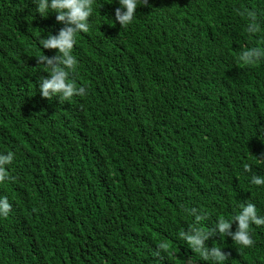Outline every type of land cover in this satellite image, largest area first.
<instances>
[{"label":"trees","instance_id":"trees-1","mask_svg":"<svg viewBox=\"0 0 264 264\" xmlns=\"http://www.w3.org/2000/svg\"><path fill=\"white\" fill-rule=\"evenodd\" d=\"M119 6L94 0L70 74L87 94L62 101L41 97L36 58L56 55L40 40L64 24L35 0H0V154L14 153L0 264H212L181 233L249 201L264 216L251 183L264 178V59H238L264 48V0H148L127 27ZM250 236V248L218 233L204 246L264 264V226Z\"/></svg>","mask_w":264,"mask_h":264},{"label":"clouds","instance_id":"clouds-1","mask_svg":"<svg viewBox=\"0 0 264 264\" xmlns=\"http://www.w3.org/2000/svg\"><path fill=\"white\" fill-rule=\"evenodd\" d=\"M94 0H35L37 4L36 11L41 17H46L49 12L56 13L57 22L64 24L60 29L58 36L49 34L47 38L40 40L43 49L56 50V55L49 58L43 53L36 58L37 64H42L48 71L47 77L40 78V95L42 98L52 100L58 97L62 101H70L74 96H84L87 89L84 86L77 87L74 81H70V74L77 67V60L72 54V50L76 43L78 33H87L89 31V18L93 12ZM119 7L115 9V21L120 27L130 25L135 16L136 9L139 5H148V0H118ZM240 15H247L253 21L255 14L245 10ZM249 33L259 31V26L255 24L253 28L247 29ZM239 61L245 66L256 64L264 59V48L253 47L243 51L239 57ZM14 159V153L8 152L6 155L0 154V183L9 178L5 165L10 164ZM245 172H251V165L245 163L243 165ZM251 183L256 186H264V178L252 175ZM11 211V204L7 198H0V217H8ZM197 217V221H200ZM236 223V231H231L232 223ZM264 226V216L257 213L256 206L252 202L242 203L240 211L230 220L223 217L218 218L214 228L205 231L202 227L193 229L195 235H181L188 242L193 252L198 253L205 261H211L212 264H224L228 260L230 253H224L220 247L212 246L208 249L204 246V241L210 236L219 234V236H230L231 240L243 247L250 248L254 246L255 241L250 236V227ZM158 249L165 252L168 248L165 244L157 245Z\"/></svg>","mask_w":264,"mask_h":264}]
</instances>
